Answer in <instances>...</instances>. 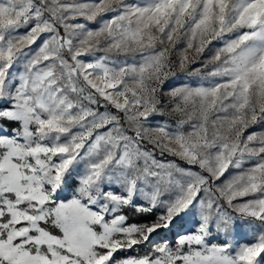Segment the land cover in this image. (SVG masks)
<instances>
[{
	"label": "snow or ice",
	"instance_id": "obj_1",
	"mask_svg": "<svg viewBox=\"0 0 264 264\" xmlns=\"http://www.w3.org/2000/svg\"><path fill=\"white\" fill-rule=\"evenodd\" d=\"M0 264H264V0H0Z\"/></svg>",
	"mask_w": 264,
	"mask_h": 264
}]
</instances>
